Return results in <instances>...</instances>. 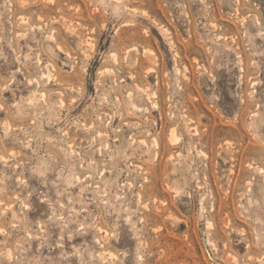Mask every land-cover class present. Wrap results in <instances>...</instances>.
<instances>
[{"label": "rangeland", "instance_id": "1", "mask_svg": "<svg viewBox=\"0 0 264 264\" xmlns=\"http://www.w3.org/2000/svg\"><path fill=\"white\" fill-rule=\"evenodd\" d=\"M0 264H264V0H0Z\"/></svg>", "mask_w": 264, "mask_h": 264}, {"label": "bare ground", "instance_id": "2", "mask_svg": "<svg viewBox=\"0 0 264 264\" xmlns=\"http://www.w3.org/2000/svg\"><path fill=\"white\" fill-rule=\"evenodd\" d=\"M29 82V81H28ZM42 93V92H41ZM61 102V101H60Z\"/></svg>", "mask_w": 264, "mask_h": 264}]
</instances>
